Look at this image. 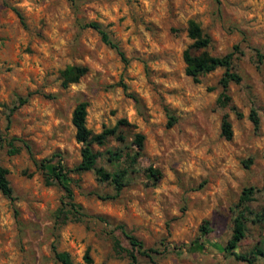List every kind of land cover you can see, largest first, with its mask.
I'll return each mask as SVG.
<instances>
[{"label": "rangeland", "instance_id": "rangeland-1", "mask_svg": "<svg viewBox=\"0 0 264 264\" xmlns=\"http://www.w3.org/2000/svg\"><path fill=\"white\" fill-rule=\"evenodd\" d=\"M190 19L210 37V54L238 45L232 68L241 80L229 85L235 109L216 104L222 67L198 81L185 74ZM90 21L103 25L127 62L84 26ZM68 65L87 71L64 87L60 72ZM80 101L88 103L93 133L115 129L92 144L96 166L125 168L126 184L103 198L115 194L110 181H99L94 170L71 173L85 215L59 223L63 189L45 183L39 162L55 154L70 168L80 161L71 123ZM224 113L230 139L220 133ZM136 134L144 136L141 150ZM0 135L17 137L19 147L9 154L6 142L0 145L15 197L0 192V264H61L53 246L72 264H129L120 226L157 250L154 263L139 255L140 264H264L262 255L249 263L225 249L245 187L253 189L245 235L232 250L264 249V0H0ZM110 152L122 156L110 159ZM149 167L159 179L149 177Z\"/></svg>", "mask_w": 264, "mask_h": 264}, {"label": "trees", "instance_id": "trees-1", "mask_svg": "<svg viewBox=\"0 0 264 264\" xmlns=\"http://www.w3.org/2000/svg\"><path fill=\"white\" fill-rule=\"evenodd\" d=\"M19 13V12H18ZM20 15V14H19ZM86 27H90L95 30L102 42L106 45L114 48L121 59L127 62L124 52L120 49L117 42H115L109 35L108 31L98 23L97 21H90L84 24ZM187 35L192 40L191 44L185 48L182 52V59L185 64L184 71L185 74L192 77L195 81H198V77L202 74L209 73L218 67L223 68V73L218 80V84L221 87L220 92L216 97V104L220 107H225L231 105V95L229 93V85L234 82L237 83L241 80V76L233 70L232 64L234 55L237 52L238 45H234L232 50L226 52L223 55H213L210 54L205 48L210 43V37L206 34L200 25L193 19H190L187 23ZM201 50L200 52H197ZM259 57H262L258 53ZM87 67L83 65H68L61 70V84L66 87L72 83H76L79 79L86 73ZM29 99V94L25 97H18V104L14 106L19 107L26 103ZM88 103L86 101L78 102L73 108L71 114V123L75 129V139L80 143V161L73 167L66 166L58 154L53 155L50 158L43 159L39 162V168L43 171L45 175V183L53 184L57 183L63 189V197L61 200V206L57 209L55 217L56 221L59 223L64 222L66 219H79L85 215L83 207L80 203L74 200L73 190L71 188L70 182L72 180L71 173H82L89 170H94L99 181H110L115 189V194L112 196H104L103 198H113L117 196L120 190L126 184L125 168H119L114 172H108L103 167H97V154L92 149L93 143H103L107 135L114 132V128L103 129L99 133H93L86 125V114H87ZM232 109H235L231 105ZM236 115L238 117L242 116V113L236 110ZM249 119L253 123L254 128L258 127L259 119L255 109H251L248 114ZM172 122H168L171 125ZM220 133L226 139H230L233 135L232 125L228 119L227 113H224L221 117L220 123ZM18 138L12 136L8 139L0 135V145L6 142L7 152L9 154H14L19 151V147H16L14 141ZM144 136L142 134L135 135V144L139 150L143 148ZM122 156L121 153L110 152V159H119ZM54 157H59L57 160H53ZM149 177L157 180L160 178L161 174L158 170L149 167L148 169ZM8 170L0 164V192L7 197L9 200L13 201L15 199L13 194V188L8 179ZM253 189L252 187H245L239 197L240 203L244 205L243 209L240 210L233 222V229L231 237L228 239L225 249L231 252L236 258L252 263L257 255L264 256V249H256L252 251L251 254H238L235 253L232 248H234L237 243L245 235V203L252 199ZM203 232L208 230L205 223L201 226ZM122 233L125 235L126 239L130 244V248L125 250V253L129 259V264H140L138 256H146L153 262L151 253L156 252L155 248H147L143 241L139 239L136 235L128 233L124 230L123 226L119 227ZM114 249L117 252H122L124 248L122 247L120 241L114 237L113 240ZM53 254L55 259L61 264H72V258L67 251L57 250L53 246ZM84 260L87 263H91L92 259L89 255V251L86 250L84 254Z\"/></svg>", "mask_w": 264, "mask_h": 264}]
</instances>
